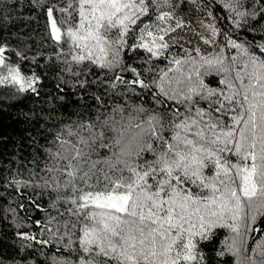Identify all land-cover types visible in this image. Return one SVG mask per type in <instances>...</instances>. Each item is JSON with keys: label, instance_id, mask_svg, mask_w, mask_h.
<instances>
[{"label": "snow or ice", "instance_id": "6c2138e0", "mask_svg": "<svg viewBox=\"0 0 264 264\" xmlns=\"http://www.w3.org/2000/svg\"><path fill=\"white\" fill-rule=\"evenodd\" d=\"M25 3L46 17L53 55L45 67L57 89L79 91L89 119L48 129L51 140L39 131L46 143L33 138L31 160L0 164V186L20 197L27 189L50 194L46 221L34 222L38 235L17 219L25 242L19 264H227L220 258L229 254L235 264H264V240L248 254L250 234L264 233V0H0V33L13 20L8 9ZM188 4L205 16L208 36L195 35L214 46L207 55L173 36L186 27L179 13ZM217 10L251 40L219 27ZM7 51L0 43V87L12 90L6 99L39 98L41 75L23 74ZM146 94L148 107V99L127 102ZM17 161L27 179L20 167L12 175ZM221 229L230 243L218 248Z\"/></svg>", "mask_w": 264, "mask_h": 264}, {"label": "trees", "instance_id": "16d2710c", "mask_svg": "<svg viewBox=\"0 0 264 264\" xmlns=\"http://www.w3.org/2000/svg\"><path fill=\"white\" fill-rule=\"evenodd\" d=\"M188 6L192 5H186L179 13L184 21L183 13ZM8 11L13 16V20L7 30L0 33V43L6 42L8 49L5 55L8 61L14 65H22L23 74L28 75L35 70L41 75L42 80L39 98L27 93L18 94L15 99H6L12 90L0 87V100L3 101V103H0V138L6 139L5 143L0 144V164L5 168H9V162L14 161L16 157H19L20 161L32 159V154L38 151L33 146V138L35 137L40 145L46 143V140L38 135L39 131H43L48 140H51V134L47 131L48 129L52 133L57 131L64 132L65 125H73L81 119H89L88 115L84 114V102L79 100L81 93L78 91L76 95H72L70 88L61 92L56 87V73L45 67L50 63L49 57L53 55L52 42L48 37V29L46 28V17L41 15L39 10L30 11L27 3H25L23 9L17 4L15 10L8 9ZM196 12L201 20L205 19V16L200 11L196 10ZM226 14V11L217 10L216 15L221 17L218 26L231 31L234 38L239 36L245 40H251L252 34L246 35L243 29L235 30L232 27L231 20L224 19ZM217 40L223 46V37H217ZM16 51L26 53L28 59L20 61L15 55ZM213 51L214 46L212 48ZM171 53L179 57L185 54L179 48L171 49ZM225 54L234 55L235 50L226 49ZM33 56L38 60L40 67H36V61L33 60ZM166 63L167 61H160L158 66L163 68ZM206 79L208 83L215 85L216 78L214 76H209ZM61 96L64 97L63 100L60 99ZM141 99H148L149 104L145 106H150V97L147 94L139 99L137 97H129L127 102L130 104L139 103ZM124 102V100L119 99L115 101V103ZM87 103L94 104L91 100ZM109 103L110 107L108 109H101V112L105 115H111V106H114V104L111 101ZM88 111L91 112L92 118H94L96 115L95 107L88 109ZM33 113L37 115L33 116ZM77 113L84 115L78 116ZM25 114L31 119H25ZM18 167L21 168L24 178L27 179L29 173L24 170L18 161L10 165L12 175H16ZM0 194H4V198L0 200V260H3L4 264H12L13 261L19 264L21 257L25 255V252L21 250V244L25 242L21 241L16 234L21 230L16 227L17 219L22 218L23 231L38 235L40 229L35 226L34 222L36 220L46 221L50 211V194L45 193L41 197L34 194L31 189H27L25 190V195L20 197L19 193L13 189H6L3 186H0ZM51 195L54 197L55 193ZM30 199L39 202L41 209H44V211L37 209L34 204H31L29 202ZM21 203L25 205L24 209H20L19 205ZM10 208L16 209L15 214L8 211ZM230 235L231 233L227 229L219 230L216 246L223 248L225 246L223 242L228 240ZM252 236L255 237V240L251 238ZM260 240H264V233L255 232L250 234L248 240L249 255H251V248L255 247L256 242ZM228 242L230 243V240ZM35 247L39 248L38 245ZM34 258L43 261V257L38 255ZM220 259L227 260V264H235V258L230 254Z\"/></svg>", "mask_w": 264, "mask_h": 264}, {"label": "rangeland", "instance_id": "374dc122", "mask_svg": "<svg viewBox=\"0 0 264 264\" xmlns=\"http://www.w3.org/2000/svg\"><path fill=\"white\" fill-rule=\"evenodd\" d=\"M167 10V9H165ZM183 17L186 22V27L183 30H178L177 33H173V36L183 37L182 43L184 47L194 49L199 47L203 55H207L212 52V45H205L198 37L195 32H200L205 37L208 33L200 26V17L193 6H188L187 10L183 13ZM191 41V43H188Z\"/></svg>", "mask_w": 264, "mask_h": 264}]
</instances>
